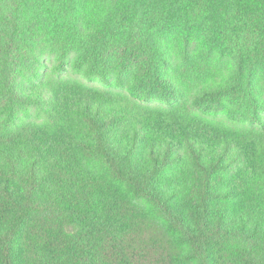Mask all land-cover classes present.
Returning <instances> with one entry per match:
<instances>
[{"label": "trees", "instance_id": "1", "mask_svg": "<svg viewBox=\"0 0 264 264\" xmlns=\"http://www.w3.org/2000/svg\"><path fill=\"white\" fill-rule=\"evenodd\" d=\"M154 249L264 264V0H0V264Z\"/></svg>", "mask_w": 264, "mask_h": 264}, {"label": "rangeland", "instance_id": "2", "mask_svg": "<svg viewBox=\"0 0 264 264\" xmlns=\"http://www.w3.org/2000/svg\"><path fill=\"white\" fill-rule=\"evenodd\" d=\"M214 66V65H213ZM180 78L182 81H186L188 80V77L187 76H184L183 74H180ZM156 102L154 103H150L151 105H155ZM153 252H156V262L154 263H151V264H158V250L156 251V249L153 250ZM167 262V261H166ZM159 264H166L165 262L164 263H159Z\"/></svg>", "mask_w": 264, "mask_h": 264}]
</instances>
